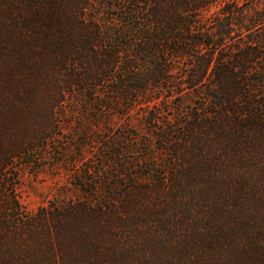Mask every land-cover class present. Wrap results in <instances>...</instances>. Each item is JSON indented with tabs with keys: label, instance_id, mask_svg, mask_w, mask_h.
<instances>
[{
	"label": "trees",
	"instance_id": "obj_1",
	"mask_svg": "<svg viewBox=\"0 0 264 264\" xmlns=\"http://www.w3.org/2000/svg\"><path fill=\"white\" fill-rule=\"evenodd\" d=\"M218 3L215 13L204 14ZM14 41L21 42L22 51L11 57L26 75L19 77L23 90L17 92L18 100L0 95V200L6 206L0 242L18 240L44 220L17 219L20 204L13 194L15 183L9 188L8 169L16 160L35 163L40 153L58 146L64 131L60 112L72 98L83 117L90 114L99 123L113 111L147 110V132L109 130L98 139L91 163L83 160L77 168V186L85 198L69 210L97 218L87 222L100 226L102 239L96 242L107 264H113L115 253L154 264L144 246L177 247L182 241L188 255L172 251L160 256V264L170 259L197 264L208 260L202 252L205 243L210 242L209 254L218 255L212 247L227 231H236L241 239L245 234L243 251L252 254L232 264H264L254 253L257 247L264 249V242L253 238L252 220L243 214L246 207L242 212L231 205L219 220L213 219V208L239 202L246 190L264 209V187L258 189L264 173V0H0V55L5 57ZM188 93L194 101L186 113L162 116V107L177 100L180 105ZM33 111L37 123L26 131L16 128L13 118L27 119ZM87 143L77 138L78 149ZM132 153L143 155L135 160ZM166 153L173 161L161 166L157 160ZM138 160H150L144 171L156 174L155 181L140 176ZM95 161L102 162L98 170ZM211 170L222 176L216 178L222 187L219 202L211 201V191L193 192L196 202L206 203L202 210L211 208L207 219H179L175 226L171 219H161L164 225L157 219H135L147 216L140 202L150 200L167 198L169 203L157 205L161 210L176 209L174 201L185 200L183 210H191L196 204L188 196L192 177L202 179ZM54 227L47 233L60 238L77 227V219H59ZM205 230L209 241L190 238ZM24 259L13 247L6 262L24 264Z\"/></svg>",
	"mask_w": 264,
	"mask_h": 264
},
{
	"label": "rangeland",
	"instance_id": "obj_2",
	"mask_svg": "<svg viewBox=\"0 0 264 264\" xmlns=\"http://www.w3.org/2000/svg\"><path fill=\"white\" fill-rule=\"evenodd\" d=\"M235 1L242 2L245 0ZM219 8L220 3L213 5L204 14L209 16L215 13ZM8 49L10 50L5 52V57L0 55V95L4 94L10 102L13 97L18 100L17 92L23 90L19 77L23 78V76L20 75H26V73L20 71V64L15 58L11 57L12 53L22 51L21 42H12V46L8 45ZM1 52L2 50L0 49V53ZM181 101L182 103L180 105H178L179 100H177L170 102L169 106L162 107V116L175 117L178 114L182 115L186 113V106L194 101L193 94L188 93ZM146 113L147 110L139 106L124 112L113 111L99 123L90 114H88V116L85 114L84 117L81 115L80 103L76 101V99L69 98L66 101L65 106L60 112L64 131L58 146H54V150L49 151V154L47 152L40 153L37 158L33 159L35 163H26L21 160H16L8 169L9 175L7 174V180L10 183L9 188L15 183L13 194L20 204V210L17 212L18 214H15L17 219H28L32 217V219L44 220H41L38 229L36 227L30 228V230L26 231V235L18 240H11L7 243L1 241L0 264H7V256L11 253L13 247L15 252L22 251L26 259V261L24 259V264H107V257H104L102 250L96 242V240L101 241L102 239L99 233L100 226L95 225L91 227L90 223L87 222L89 219L97 218L94 215H88V213L85 216L69 210L70 208L74 209L78 206L77 203L79 198H85L83 191L77 186L79 183L78 178H75L79 173L77 168L80 165L82 166L83 160H88L87 162L91 163L89 159H92V156L97 154L98 139L101 136V138H103V136L105 138L109 130L115 133L127 132L129 129L140 131L141 133L147 132V126L144 122V115ZM34 114L35 111H33V115L22 120L14 117L13 119L16 121H14L13 124L18 125L16 128L21 127V131H26L27 128L29 129L37 123ZM77 138L78 140H80V138L81 140L86 139L88 143L83 144V146L78 149L76 145ZM68 140L71 142L67 143L66 141ZM65 143H67V145H65ZM125 145H127V143ZM137 146H140V144ZM131 155L137 160L140 159L143 154L132 153L130 156ZM102 156H104V154H102ZM75 157H77V159H75ZM102 158L104 159L105 157ZM74 160H77V162L73 165ZM148 161L138 160L136 163L137 171L139 174H142L140 175L141 177L149 176V180L155 181L156 174L145 175V173H148L144 171L147 170ZM172 161L170 155L167 153L161 155L157 160L158 164L161 166H168L169 162L171 163ZM182 163L183 162H178L179 165ZM101 164V161H95V166H93V168L96 167L98 170L102 167ZM177 169L181 172L182 170L185 171L186 167H178ZM251 171L255 175L256 170L254 167ZM211 173L207 172L202 179L200 177H196L198 179L192 177L194 181L191 182L192 188H189L190 193L188 194L189 197H193V199L189 201L190 203L196 202L193 193L194 189L198 196L204 195L206 190L209 192L211 191L213 196L211 201L216 200V202H219L222 198L220 195L222 187L216 182V178L221 179L222 176L220 174L217 175L214 170H211ZM170 175H172V173ZM89 176L90 174L88 177ZM263 176L264 173L261 177L258 189L264 187L262 184ZM246 191L249 193V190ZM246 191L241 193L239 202L234 201L233 204L229 202L223 209L220 207L213 208V219L219 220L220 218L218 217H222L223 210H230L231 205H233L232 209H236L237 211L246 207L248 211H240L244 212L243 214L246 218L252 220L253 230L255 232V234L252 235L253 238L264 242V209H260L259 206L253 202V199L250 198L252 194H248ZM126 192L135 195L134 191L127 190ZM258 193H260V191ZM182 201L183 203H181ZM182 201H179V203L178 201H174V206L177 207L176 209L165 208L163 210H161L159 206L166 205L167 202L169 203L167 198L156 201L150 200L140 202V208L143 212H147V216L137 214L135 219H157L160 221L159 225H164V221L161 219H171L173 226H175V221L178 222L179 219H207L205 215L211 208L209 207L202 210L206 205L205 202H196L195 205L191 206V210L188 211V208H184L183 210L185 200ZM5 207V203L0 200V219H3L5 216ZM258 210L259 212H257ZM53 211H55V213H52ZM199 211L200 213L197 215L196 213ZM44 214H48V216H43ZM59 219H66L67 221L70 219H77V227H75L74 230L70 228L66 233L59 234L60 238H57L55 233H47L48 229H55L54 223ZM258 219H262V222ZM173 226H171V228ZM145 228L146 226L143 225L139 229ZM160 228H163V226ZM180 230L181 226L176 229L178 232ZM171 231H175V229ZM237 237L239 242H237ZM190 238H196L203 242H207L210 239V234L205 230L201 234L190 235ZM216 240L219 241L218 245L212 248L218 255L209 254L211 249L209 246L210 242L205 243L204 247H202V252L206 251V254L209 255V257H207L208 260L200 259L197 264H232L233 259L240 263L244 262L252 255L250 249V252L247 253L243 251V245L247 242L245 234L244 238L241 239L240 234L236 231H227L222 238H217ZM99 244L100 247L103 248V242ZM237 246L240 247L238 248ZM144 249L146 255H153L154 264H160V256H171L172 251L188 255L186 252V241H182L177 247H170L158 243L157 246L146 245ZM257 249L260 252H264V249H260L259 247H257ZM257 249L254 253L257 252L259 259L262 258L264 260V254L258 252ZM4 253L5 256H3ZM180 256L182 257V255ZM112 259L111 262L113 264H144V258L137 257L134 254L115 253ZM102 260L105 262L103 263ZM168 264H175V262L170 259Z\"/></svg>",
	"mask_w": 264,
	"mask_h": 264
}]
</instances>
